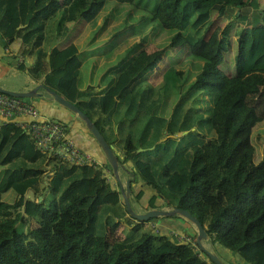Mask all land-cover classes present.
<instances>
[{
  "label": "trees",
  "instance_id": "obj_1",
  "mask_svg": "<svg viewBox=\"0 0 264 264\" xmlns=\"http://www.w3.org/2000/svg\"><path fill=\"white\" fill-rule=\"evenodd\" d=\"M92 1L0 0V46L33 41L26 50L31 62L15 68L94 123L112 145L117 169L128 174L129 196L147 192L144 207H154L161 196L163 204L188 211L225 263L264 264V156L254 162L249 142L252 120L264 118V94L245 103L243 81L264 70V0H112L137 12L140 26L152 22L166 41L147 51L134 40L96 84L82 86L84 52L72 40L59 43L58 30L73 16L93 20L106 0L99 6ZM213 11L216 19H226L209 46L216 64L197 49L206 44L194 33ZM235 25L228 75L219 63ZM182 49L183 70L169 65L150 83L161 53ZM55 119L66 131L67 124ZM100 154L101 166L109 167ZM111 180L102 167L45 156L15 121L0 122V264H207L203 250L174 240L164 227L194 239L185 218L130 217ZM214 195L221 198L218 205ZM25 218L33 225L24 229ZM150 219H156L154 227Z\"/></svg>",
  "mask_w": 264,
  "mask_h": 264
},
{
  "label": "rangeland",
  "instance_id": "obj_2",
  "mask_svg": "<svg viewBox=\"0 0 264 264\" xmlns=\"http://www.w3.org/2000/svg\"><path fill=\"white\" fill-rule=\"evenodd\" d=\"M101 2L102 0H93L91 4H96L97 6H99ZM118 4L119 3H114L112 0H106L104 6L99 10L98 14L93 20H88V21L84 19L79 20L78 18L73 16L72 21L71 20L64 21L58 30L59 39L57 40L61 41L59 43L61 44L67 43V42H71L72 40L77 44L78 50L84 52V54H82V57L80 56L81 65L79 68L80 74L78 76V85H80V83L82 84V86L86 83H91L93 85L96 84L105 66L112 64L114 61H116L122 55V52L125 51L124 49L127 46H129L131 42H133L134 40L137 39L141 40L139 46H137V49L142 48L147 51L161 47L164 41H166L165 38L163 39L162 36L159 35V30L152 29L151 27L152 22L140 26L139 24H137V21L135 20V18H138V13L135 11L129 13L128 7L127 9H125L126 8L125 5H118ZM225 23H226V19L223 18L216 19V13L213 11L212 14L209 16V19L202 26H200L194 31V33L199 35L200 39L204 40L206 44L203 46H199L197 49L207 54L208 57L212 58L214 64H216L217 62L214 56H212V52L210 50L211 47L210 44L213 43L214 40L220 36V30ZM132 24L134 26L133 29H132ZM96 29L98 30L95 31ZM236 29L237 28L234 27L230 33L231 35L230 38L232 42H233L232 38L235 35ZM32 44L33 41L30 40L28 41V43L18 47L17 49L18 51H16L15 54L17 58L12 59L14 65L19 62L29 65L33 56L30 53V51H26V50L27 48H31ZM186 52L185 49L177 50V51L175 50L163 51L161 53L160 59L156 62V64L149 72V75L147 77L148 81L150 83L158 82V80L161 77L162 71H164V69L167 68L169 65H176L177 67L183 70L184 65H179L181 64L179 62L181 60H184ZM230 63H231V52L229 47L227 50L223 52L222 60L219 63L220 67L224 69L228 75H232ZM18 78L23 79L24 78L23 74H20L18 72L14 76H11L9 74L5 76L6 80H17ZM245 80H247L246 88L248 91L244 95V101L245 103L250 104L251 102L253 103L255 97L258 94H264V70H258L257 73L255 71H251L243 78V81ZM34 85H36V83H34L33 86ZM40 90L42 89L40 88ZM44 95L49 99H51V96L48 93L44 92ZM39 97L41 96H36L31 98L32 100L36 101L35 98H39ZM26 98L31 99L30 97H26ZM249 142L253 151L252 160L256 162L262 156H264V118L263 117H255L252 120L249 129ZM105 169H106V174L109 175L106 167ZM45 178L46 177L42 174L40 186L42 184V181L45 180ZM111 181L113 182V180ZM121 182L123 183V180ZM113 184L115 185V183ZM133 188L136 190L137 184L136 186H133ZM116 189L118 188L116 187ZM146 193H142L139 199L133 198L132 195L128 197L132 209L136 211H143L147 208L144 207L145 200L148 197ZM26 195H30V193H26ZM212 198L215 202V205H218L221 202V198H219L216 195H214V197ZM119 200L121 201L120 191H119ZM153 204L155 205L154 207L157 208L171 207L169 205L163 204L161 196H156ZM155 222L156 219H150L148 221V224L154 227ZM188 224L190 225L188 227L191 228H188L186 226L187 227L186 231L188 230V232L189 231L195 232L193 224L190 221H188ZM32 225L33 223L31 220L27 218L24 219V224H23L24 229ZM120 227L121 225H119L116 228V234L118 235H120ZM169 233H171L170 230ZM185 235L188 237V241H191L190 235H188L187 232L185 233ZM203 242H206L209 245V241L207 238L202 240V244ZM209 250L213 251L212 249ZM231 260H234V258Z\"/></svg>",
  "mask_w": 264,
  "mask_h": 264
},
{
  "label": "built area",
  "instance_id": "obj_3",
  "mask_svg": "<svg viewBox=\"0 0 264 264\" xmlns=\"http://www.w3.org/2000/svg\"><path fill=\"white\" fill-rule=\"evenodd\" d=\"M14 115L29 117L26 121H15V123L28 134L34 148L45 156H56L62 161L74 165L88 164L102 167L100 161L92 153L78 147L66 135L65 127L60 121L53 117L40 115L35 105L26 97L11 96L0 92V116L4 120H10ZM102 168L106 172L104 167ZM171 237L174 240L188 241L185 233L181 232L172 231ZM189 242L196 247L192 239ZM207 264L214 263L207 261Z\"/></svg>",
  "mask_w": 264,
  "mask_h": 264
},
{
  "label": "crops",
  "instance_id": "obj_4",
  "mask_svg": "<svg viewBox=\"0 0 264 264\" xmlns=\"http://www.w3.org/2000/svg\"><path fill=\"white\" fill-rule=\"evenodd\" d=\"M260 7H261V9L264 8L263 5H261ZM235 27H236V25H235ZM234 37H235V35L233 36L232 39H234ZM22 45L23 44L19 41V39H14L8 43L5 50H4V48H2L0 46V86L1 87L7 88V89H13V90H24V89H28V88L33 87L34 83L41 82L38 78H34L31 75H29L28 73H26V71H24L22 69L15 68V65L12 62V59L17 58V56L15 55L16 51H18L17 50L18 47L22 46ZM12 49H13V51H12ZM230 52H231V56H232L233 52H234V40L231 43ZM17 65H18V63H17ZM22 65L26 67V64H22ZM230 68H231V63H230ZM231 70H232V68H231ZM18 72L20 74H23V76H24L23 79L22 78H18L17 80H6L5 79V76L7 74L14 76ZM42 90H40V87L37 88V91H41L43 93H42L41 97L35 98L36 101L32 100V98L29 99L35 105L38 113L40 115H43V116H49V117H53V118L58 117L61 120H63L67 124V128H68V130L66 128V135L69 138H71L72 141L78 147L85 149L88 152L92 153L96 159L101 161L100 151L98 150V147L94 144L95 143L94 139L89 134V132L86 130L82 121L80 119H78L75 115H73L67 108L56 103L55 101L52 100V98L49 99L48 97H46L44 95L45 91L44 90L42 91ZM28 119H29V117L26 115H14L10 118V120L17 121V122L26 121ZM1 120H4V119L0 116V121ZM111 147H112V145H111ZM108 178L111 179V176L109 175ZM118 178L120 180L122 179L124 182V180L128 178V174L119 168L118 169ZM114 186H116V184ZM118 197H119V194H118ZM155 224H156V222H155ZM164 227H165V229H167V232L169 230L171 232L172 231L179 232V230L177 228L170 226V224L164 225ZM203 245L208 250L212 249V246L210 243L208 245V243L203 242ZM212 252H214V251H212Z\"/></svg>",
  "mask_w": 264,
  "mask_h": 264
},
{
  "label": "water",
  "instance_id": "obj_5",
  "mask_svg": "<svg viewBox=\"0 0 264 264\" xmlns=\"http://www.w3.org/2000/svg\"><path fill=\"white\" fill-rule=\"evenodd\" d=\"M39 87L42 88L46 93H48L51 96L53 101L67 108L78 119L82 121L84 127L87 129L89 134L93 137L103 157L107 161L111 169L112 175L115 178V181L117 183L118 190L121 193V201L123 203V206L127 214L130 217L137 219V220H147L150 217L170 215L173 213H177L178 215L182 216L183 218H185L186 220L190 221L193 224L194 230H195L194 238L198 246V249L203 250L214 264H226L224 261H222V259H220L217 256L216 253L204 247V245L202 244V240L207 238V233L204 227L198 221V219H196L193 215H191L185 209H181L177 207H170V208L149 207L143 211H136L132 209L129 203V199H128L129 191H130L129 180L127 178L122 183L120 179L118 178L117 158H116L114 151L112 150L111 145L105 141V139L103 138L101 133L98 131L94 123L72 102L64 98L62 95H60L53 89L44 86L42 82H38L33 87L24 89V90H13V89H7V88L0 86V92L9 94L11 96H17V97H36V96L42 95L41 91H37V88Z\"/></svg>",
  "mask_w": 264,
  "mask_h": 264
},
{
  "label": "clouds",
  "instance_id": "obj_6",
  "mask_svg": "<svg viewBox=\"0 0 264 264\" xmlns=\"http://www.w3.org/2000/svg\"><path fill=\"white\" fill-rule=\"evenodd\" d=\"M31 98V97H30ZM101 163V162H100ZM102 167H104V166H102ZM107 168V170H108V173H109V175L111 176V179H113V182L116 184V187L118 188V186H117V183H116V181H115V178L113 177V175H112V172H111V170H110V167H106ZM104 169H105V167H104ZM106 170V169H105ZM105 174H106V172H105ZM109 175H107L106 174V176L107 177H109ZM194 237H195V235H194ZM191 238V237H190ZM193 241H194V243H195V245H196V247H195V251H200V249H198V246H197V244H196V242H195V238L193 239V238H191ZM209 258V257H208ZM207 261H211L210 260V258H209V260H206V262Z\"/></svg>",
  "mask_w": 264,
  "mask_h": 264
}]
</instances>
